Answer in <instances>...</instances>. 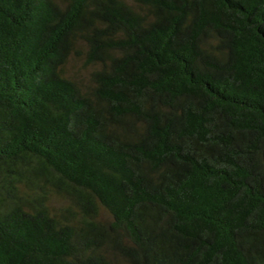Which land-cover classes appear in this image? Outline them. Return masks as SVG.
Listing matches in <instances>:
<instances>
[{
  "label": "trees",
  "instance_id": "1",
  "mask_svg": "<svg viewBox=\"0 0 264 264\" xmlns=\"http://www.w3.org/2000/svg\"><path fill=\"white\" fill-rule=\"evenodd\" d=\"M0 264H264V0H0Z\"/></svg>",
  "mask_w": 264,
  "mask_h": 264
},
{
  "label": "rangeland",
  "instance_id": "2",
  "mask_svg": "<svg viewBox=\"0 0 264 264\" xmlns=\"http://www.w3.org/2000/svg\"><path fill=\"white\" fill-rule=\"evenodd\" d=\"M96 69L95 66L86 65L83 56L71 55L63 66L65 75L81 86L90 85V74Z\"/></svg>",
  "mask_w": 264,
  "mask_h": 264
}]
</instances>
